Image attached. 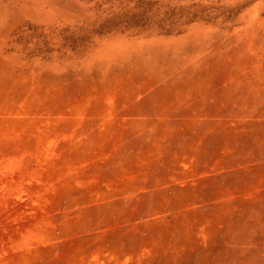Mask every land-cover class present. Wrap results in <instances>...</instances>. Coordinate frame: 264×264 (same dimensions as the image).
<instances>
[{"label":"rangeland","instance_id":"374dc122","mask_svg":"<svg viewBox=\"0 0 264 264\" xmlns=\"http://www.w3.org/2000/svg\"><path fill=\"white\" fill-rule=\"evenodd\" d=\"M0 264H264V0H0Z\"/></svg>","mask_w":264,"mask_h":264}]
</instances>
